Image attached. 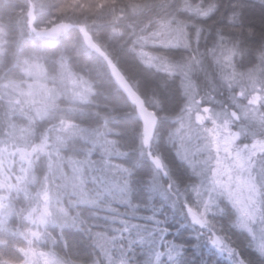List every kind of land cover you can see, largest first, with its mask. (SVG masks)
<instances>
[{
  "label": "trees",
  "instance_id": "1",
  "mask_svg": "<svg viewBox=\"0 0 264 264\" xmlns=\"http://www.w3.org/2000/svg\"><path fill=\"white\" fill-rule=\"evenodd\" d=\"M30 65L53 98L41 118L9 97V86L30 84ZM108 65L153 112L149 144ZM70 82L81 98H71ZM186 89L211 114L236 115L241 143H264V0H0V264H41L44 255L61 264H264L226 199L203 226L191 214L199 179L174 133ZM248 94L262 98L258 115L245 114ZM52 204L63 224L47 217Z\"/></svg>",
  "mask_w": 264,
  "mask_h": 264
},
{
  "label": "rangeland",
  "instance_id": "2",
  "mask_svg": "<svg viewBox=\"0 0 264 264\" xmlns=\"http://www.w3.org/2000/svg\"><path fill=\"white\" fill-rule=\"evenodd\" d=\"M37 37L48 38L51 36H47L45 32L42 34L37 33ZM218 59L223 61L227 69L226 78L228 77V80H232L233 69L230 64V56L222 53ZM24 73L29 78L30 84L26 85V88H22L21 85L18 87L9 86L8 89L15 94L16 98L11 95L9 97L14 101L15 105L24 104L34 107L36 109L34 116L41 118L44 116L43 110L47 111V107L49 108L53 102V98H49L50 95H44L49 92L46 83L45 85L42 84L44 83V72L40 66L30 65L24 70ZM69 88L71 93H74L71 96L73 100L84 95L83 87H80L77 82H70ZM23 94H27L30 98L20 97ZM185 94L186 107L177 121V128L174 133L179 146L182 148L186 147L184 144L189 146L186 150L187 156L190 158L189 165H192L193 169L196 170L199 179L197 186L199 202L198 204L195 203L197 213L191 212V214L193 216L197 215L200 225L203 226L209 207L218 198L226 199L237 212L240 227L251 236L257 249L264 255V143L254 144L252 141L249 144L241 143V140L246 136L245 131H242L243 129L240 126H233V128L230 126L234 124L233 122H237L238 118L236 115L233 114L227 118L213 115L208 109L201 107L194 100L191 90L186 89ZM19 99L21 100L19 101ZM261 101L260 95L248 94L245 103L247 105L245 114L251 116L252 112H254L255 115H258L256 109ZM19 114L24 120H27L26 115L21 112ZM138 117L139 119L141 118L139 111ZM151 139H146L142 136V143L147 145ZM187 142L190 144H187ZM198 145L201 146L199 152L196 153L190 149ZM42 147L39 146V149H41L39 151L45 152ZM182 156L187 157L185 152ZM210 160H212L213 166L215 165V169L214 167L209 168V165H207ZM24 162L26 163V161ZM149 162L155 170L161 168L158 162H154L151 159H149ZM77 176L74 173L72 181L76 180ZM70 183H72L71 175H68L66 180H64V184L69 185ZM75 190L78 191V193L73 194L76 200L81 204H87L89 202L87 191L85 190V192L83 188L76 189V187ZM120 192L117 190L116 194H120ZM115 198L119 200V196H115ZM53 201H57V198H53ZM45 211L49 219H57L59 221L58 223L54 220L53 224L64 223V220L60 218L65 217V213L59 205L52 204L50 210L46 209ZM3 216L0 214V225L5 221ZM104 233L109 236L108 233ZM107 243L109 241L106 238L100 237L99 245L101 247L105 246L104 244L107 245ZM220 246L221 244L218 243V249H221ZM229 252H231L230 249ZM41 264L61 263L54 257L44 255L43 258L41 257Z\"/></svg>",
  "mask_w": 264,
  "mask_h": 264
},
{
  "label": "water",
  "instance_id": "3",
  "mask_svg": "<svg viewBox=\"0 0 264 264\" xmlns=\"http://www.w3.org/2000/svg\"><path fill=\"white\" fill-rule=\"evenodd\" d=\"M81 33L84 44L87 47V49L97 53L98 47L92 42L91 38L88 35H86L83 30L81 31ZM108 69L113 81L122 90L127 100L131 103H134L138 107V110L141 115L140 122L142 125L143 136L146 139H150L153 136L156 127V120L153 112L145 108L139 96L131 89V87L126 82L124 77L114 66L108 65Z\"/></svg>",
  "mask_w": 264,
  "mask_h": 264
}]
</instances>
